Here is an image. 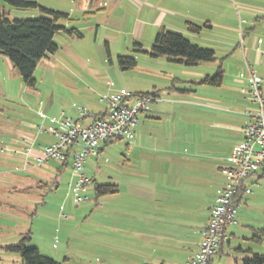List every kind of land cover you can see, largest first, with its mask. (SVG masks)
Segmentation results:
<instances>
[{"label": "rangeland", "instance_id": "rangeland-1", "mask_svg": "<svg viewBox=\"0 0 264 264\" xmlns=\"http://www.w3.org/2000/svg\"><path fill=\"white\" fill-rule=\"evenodd\" d=\"M31 1L67 13L70 20L61 19L59 24L76 28L82 37L62 31L55 35L58 51L38 64L34 88H27L18 70L0 55V149L12 145L27 124L34 126L29 129L32 144L37 140L34 148L55 142L56 137L46 131L57 127L51 119L62 114L68 118L79 108L103 111L106 106L100 97L123 92H154L150 111L138 118L156 119L141 133L140 123L133 141L101 144L99 157H87L83 173L99 184L114 182L120 188L119 197H108L106 202L95 199L93 183L88 200L75 205L70 164L60 172V163L54 160L41 168L12 172L17 163L0 151V264H21L18 254L3 247L27 235L26 247L37 248L60 264H148L177 253L161 243L162 227L172 230L185 224L193 210L202 214L203 222L216 191L225 184L220 168L227 166L233 147L243 140L246 112H255L242 92L248 86L239 76L244 62L240 33L250 31L244 37V56L264 78V63L258 66L252 60L253 41L264 39V0ZM0 11L10 20L47 16L36 9L11 8L1 0ZM186 22L201 31L190 33ZM164 26L193 45L214 51L217 61L187 67L151 57L148 53ZM119 55L134 58L137 67L121 71ZM218 66L223 70L221 84H202ZM147 134L151 138L146 140ZM41 181L52 189L36 188ZM250 187L237 205L236 222L226 228L227 235L235 236L213 257V264H242L239 246L264 255V177ZM71 212L75 216H69ZM176 231L182 232V227ZM188 232L195 242L193 228L184 232L186 236ZM253 236H260V241Z\"/></svg>", "mask_w": 264, "mask_h": 264}, {"label": "built area", "instance_id": "built-area-1", "mask_svg": "<svg viewBox=\"0 0 264 264\" xmlns=\"http://www.w3.org/2000/svg\"><path fill=\"white\" fill-rule=\"evenodd\" d=\"M240 45L243 37L240 33ZM257 51L264 54L263 40L257 39ZM261 47L263 50L261 51ZM243 70L240 78H244L248 86V98L255 106V112L248 111L249 123L243 129V141L236 145L227 157V166L220 172L225 178L224 186L217 191L210 210L207 224L202 228L201 240L195 253L189 256L183 264H209L225 240V230L236 222L237 205L241 198L250 193L248 179L261 172L264 166V95L262 85L264 78L243 56ZM245 90L243 89L242 92ZM106 104L103 118L79 108L83 118H94L89 125H82L80 120L73 121L62 114L60 119H51L57 127H49L48 134L55 136V143L41 148L36 159L37 166L48 161L59 163L70 162L73 182L70 190L74 195V203L78 205L88 200L86 193L93 184V178L83 173L84 163L89 155L99 157L101 144L114 140L131 142L135 138L138 115L149 110L152 102L150 96L123 92L102 97ZM40 131H45L42 128ZM28 144L26 153L33 147L32 141H21ZM16 153V152H15Z\"/></svg>", "mask_w": 264, "mask_h": 264}, {"label": "trees", "instance_id": "trees-1", "mask_svg": "<svg viewBox=\"0 0 264 264\" xmlns=\"http://www.w3.org/2000/svg\"><path fill=\"white\" fill-rule=\"evenodd\" d=\"M11 8L20 10H40L47 16L35 19H13L6 17L3 11H0V55L9 59L11 64L18 70L23 84L27 88H34L36 79L35 70L41 60L48 55H54L58 51V46L54 42L55 35L60 31L66 35L78 38L82 34L73 27H66L59 24L61 19L70 20L69 15L64 12H57L42 8L36 1L31 0H1ZM185 28L190 33H199L201 27L186 22ZM242 37L245 31L241 33ZM139 51H142L140 44H135ZM148 53V52H147ZM153 58L163 57L169 62L183 64L187 67L198 66L204 63H214L217 61L216 53L209 49H203L193 45L181 33L169 31L164 27L158 30L155 41L148 53ZM117 62L121 71L132 70L137 67V61L132 57L119 55ZM223 70L221 66L217 67L216 74L213 77L205 76L202 84L218 86L222 82ZM141 94V93H140ZM155 97V93L141 94ZM94 118H103L104 114H94ZM109 142L103 143L107 145ZM100 152V148H99ZM66 161L60 163L61 169L69 165ZM261 177L264 176V166L261 170ZM95 198L106 195H112L118 191L114 184H99L93 180ZM56 188V183L53 184ZM36 188L42 190H51L52 188L43 181L38 182ZM264 230H261V233ZM260 241V236H253ZM29 240L30 236L23 237L17 244L3 247L5 252L18 254L21 264H60L55 260L42 255L37 248H28L24 241ZM240 249V248H239ZM245 256L243 264H264V255L253 253L251 249L242 250Z\"/></svg>", "mask_w": 264, "mask_h": 264}, {"label": "crops", "instance_id": "crops-1", "mask_svg": "<svg viewBox=\"0 0 264 264\" xmlns=\"http://www.w3.org/2000/svg\"><path fill=\"white\" fill-rule=\"evenodd\" d=\"M158 1L161 2V3L162 2L166 3V1L167 2H172V1H176V0H158ZM262 18L264 19V13L262 14ZM258 23L260 24L261 21L259 20ZM164 28H165V26H164ZM249 33H250V31L247 32L243 36V46H241L242 47L243 56H244V50H245V47H244V37L245 36H248L249 37ZM258 39H261V38H258ZM256 40L253 41V49L256 50L255 51L256 52V56L254 55V57H252V60L254 61V65L261 66L264 63V61L262 60V57L264 56V54L261 55L257 51V47L258 46L256 44ZM261 40H263V43H264V39H261ZM262 50H263V47H261V51ZM252 67L255 69L254 66H252ZM255 71H256V69H255ZM259 76H261V75H259ZM246 89H248V88L245 87V94H246L245 95V98H246L245 100H247L252 105V103L250 102L249 98H247L248 97V94L246 93ZM262 90H263V95H264V86L263 85H262ZM138 94H140V93H138ZM101 98L102 97L99 98V102L102 103V104H105V103H103L101 101ZM151 98H152V102H155L156 101V96L155 97H152L151 96ZM105 106H106V104H105ZM149 111H150V109H149ZM88 112H90L92 115H94V114H104L105 113V110L100 111L99 109H97V110H94V111L90 110ZM141 114H143V113H141ZM70 116H72V117H70ZM144 117H145V120L144 121H142V120L140 121L139 118H138V124H137V126H139L140 123H141V126H139L141 128L140 129V133H141L142 130L145 131V127H146V125H147V123L149 121L156 119V118L153 119L152 117H147V116H144ZM68 118L72 119L73 121L74 120L75 121L76 120H80L81 123L84 124V125H89L93 121V119H94V118L86 119V118L81 117V115L79 114V111L78 110L71 111V114L68 116ZM87 120H89V121H87ZM247 120L248 121H247L246 125L250 121V118L248 116H247ZM31 127H34V126H30V124H27L26 126H24L20 130V132H18L19 135L17 134L18 136H16V138L13 140V144L12 145H5L6 146L5 149H0V151L2 153L3 152H7V155L6 156L11 161H13V162L15 161L17 163V164L14 163V167H13L12 172L13 171H17L19 169H21L23 171H26V170L41 168L46 163L49 162V161L46 162L42 166H37L36 159L40 155L41 148H39V149L38 148H34L36 146V142H37V140H35V139H33V142H34L33 143V147L30 149V151L28 153H26V148L29 145L28 144H22L21 141H25L26 143L32 141V135L33 134L29 131V129H31ZM139 136L142 137L140 134H139ZM145 137H147V138H144L146 140L151 138L150 137V134L145 135ZM55 142L48 143L47 145L52 144V143H55ZM136 142L138 143L139 142V139H136ZM44 146H46V145H44ZM140 146H142V145H140ZM101 151H102V148L100 149V152ZM221 168H223V167H221ZM221 168H220V170H221ZM6 172H9V170L7 169ZM261 174H262V172L258 173L256 176H251L248 179V183L250 185L257 184L258 183V180L260 178L264 177V176L261 177ZM92 178L97 183L95 177L93 176ZM252 178H253V180H251ZM111 183L114 184V185H116L118 187V191L116 193L112 194V195H106V196L101 197L102 199H105L106 198V200H104V202H106L109 198L113 200L114 197H119L118 196V194L120 193L119 186L116 183H114V182H111ZM93 187H94V185H93ZM217 191H216V194H217ZM246 195H244L241 198V200L238 202V205H239V203H241L242 201H244V198L246 197ZM95 199H94V201L96 202ZM213 203H214V201H213ZM213 203H212V205H213ZM212 205H210L208 207V209L206 211V215L204 216L203 222H202V218H203L202 214L201 213L198 214V212H196V211L194 212V210H193L191 212L193 215L191 214L192 216H190V219L188 221L185 220V224L182 223V224H178L177 226L175 224H173L176 227H174L172 230L171 229H167L165 227H162V230H161V233L160 234H162L161 237H162V240L163 241H161V243L163 244L164 248H167V249H169L171 251L172 250H174V251L175 250H178V252L177 253H174V252L173 253H170V254H168L164 258H156L155 260H153L152 262H150L148 264H183L189 256H191L193 253H195L196 250H197V248H198V244L200 243V240H201V231H202V228L208 222V218H209V215H210V210H211ZM123 210H124V208H123ZM123 210L122 211L120 210L121 215L124 214ZM78 211H80V210H78ZM83 214H85V213L83 212ZM60 215L63 217L65 214H60ZM81 215H82V213H81ZM184 215H186V212H185ZM69 216H75V214L73 215V212H71V214ZM63 218L66 219L68 217L65 215ZM66 220L69 221L68 219H66ZM72 221H74V218L71 219V222ZM180 227H182V232L176 231V230H179ZM191 228H193V234L197 235L196 241L193 242V243H192V240L190 238V233L188 232V235L187 236L185 235L186 231H189ZM67 235H68V233H67ZM234 236L235 235L232 234V233H229L227 235V229L225 230V240H224L222 246L220 247V249L218 250V252L211 257L209 264H213L214 263L213 262L214 261L213 260V257L216 256V255H218V254H220V253H222L223 252V246L225 245V243H227V245H229L230 239L233 238ZM187 249L189 250L188 252H186ZM179 250H182V252H179ZM236 250L239 251V252H241L242 255L240 257V260L242 261L243 257L245 256V252H242V250H245V249L242 248L241 246H239ZM242 264H243V261H242Z\"/></svg>", "mask_w": 264, "mask_h": 264}]
</instances>
